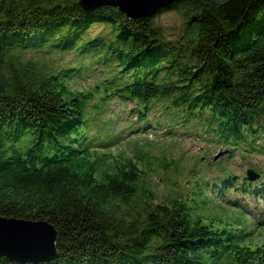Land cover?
<instances>
[{
    "label": "trees",
    "instance_id": "obj_1",
    "mask_svg": "<svg viewBox=\"0 0 264 264\" xmlns=\"http://www.w3.org/2000/svg\"><path fill=\"white\" fill-rule=\"evenodd\" d=\"M179 6L187 27L169 40L154 13L130 18L110 4L0 0V216L47 221L58 253L39 262L3 256L0 264H264L253 229L264 219L235 200L214 204L216 219L209 185H191L189 201L181 192L162 201L147 178L153 169L145 152H99L111 135L86 128L93 99L119 93L144 104L142 111L165 103L173 122H200L224 145L230 134L264 132V0H176L158 11ZM100 22L115 34L84 40ZM37 48H75L112 72H132L131 79L78 91L71 86L82 72L78 61L55 73L33 60L14 65V53ZM236 177L223 176L219 193H259L246 175Z\"/></svg>",
    "mask_w": 264,
    "mask_h": 264
},
{
    "label": "rangeland",
    "instance_id": "obj_2",
    "mask_svg": "<svg viewBox=\"0 0 264 264\" xmlns=\"http://www.w3.org/2000/svg\"><path fill=\"white\" fill-rule=\"evenodd\" d=\"M87 1L93 5L106 0ZM146 10L147 7H144L142 12ZM158 10L154 12L155 22L162 33L169 40L181 38L187 27L183 9L179 6L174 9ZM114 34L109 25L100 22L88 29L84 34V40L94 37L108 38ZM83 45L84 43L79 47L82 48ZM77 52L75 48L69 51L55 48L26 49L14 53L13 63L18 66L19 63L33 60V62H39L37 66L39 70L55 73L64 66L70 67L79 62L82 64L81 75L71 82V86L78 91H93L95 87L100 89L102 83L108 84L113 77L123 80L131 79L132 72H112L109 70L112 65L108 67L101 61L98 63L85 56H76ZM7 60L10 59L7 58ZM20 73L21 71L18 74ZM111 98L110 100L93 99L92 104L97 100L98 102L92 106L91 118L89 122L87 121L86 128H89V132H93L95 128L102 136L111 135L112 143L99 147V152H110L117 157H137L145 152L144 161H148L150 164L147 166L150 165L153 169L148 173L147 178L162 201H167L180 192L183 193V198L189 201L190 197H194L191 185L192 190L196 185L206 190L209 185L210 189L206 190L210 200L209 212L213 210L216 219L220 216L219 206L214 209L213 205L231 203L232 200L244 204L250 213L249 205L243 201L255 199L254 194L236 190L233 187H230L225 195L220 194L218 186L221 184L218 181L229 173L237 176L236 178L241 181L238 176L246 175L248 168H254L261 172L262 177L251 183L259 190L258 194L263 200L264 208V193L260 189L264 183V151L261 148L264 145V132L246 131L230 134L228 136L230 143L224 145L217 141L218 137L214 134L204 133L199 126L200 122L197 123V127L190 126L189 123L183 125L173 122L162 110L165 108V103L156 102L153 104L154 107L150 105L147 111H142L144 104L138 105L136 100L124 97L122 94L116 93ZM200 119L201 117L198 116L195 120ZM253 128L261 130L255 126ZM241 146H244L248 152H243L244 149L241 152H235L234 149V153L231 154L232 148ZM190 204L193 205L191 201ZM206 210L208 208L205 206L204 209H200V212L204 215ZM260 218H264V215ZM253 229L256 231L255 243L263 242L264 244V227L257 225L253 226Z\"/></svg>",
    "mask_w": 264,
    "mask_h": 264
},
{
    "label": "water",
    "instance_id": "obj_3",
    "mask_svg": "<svg viewBox=\"0 0 264 264\" xmlns=\"http://www.w3.org/2000/svg\"><path fill=\"white\" fill-rule=\"evenodd\" d=\"M174 1L176 0H106L92 5L87 0H79V4L85 9L103 4L115 5L132 18L152 15L161 7ZM144 7H147L146 12H142ZM248 177L253 181L258 179L260 174L249 168ZM56 239L57 231L47 221H30L0 216V258L6 256L20 262L54 259L58 255Z\"/></svg>",
    "mask_w": 264,
    "mask_h": 264
}]
</instances>
